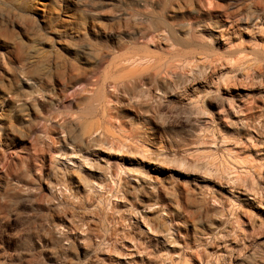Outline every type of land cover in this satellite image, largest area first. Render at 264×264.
<instances>
[{
  "label": "clouds",
  "instance_id": "9594fccd",
  "mask_svg": "<svg viewBox=\"0 0 264 264\" xmlns=\"http://www.w3.org/2000/svg\"><path fill=\"white\" fill-rule=\"evenodd\" d=\"M0 264H264V0H0Z\"/></svg>",
  "mask_w": 264,
  "mask_h": 264
},
{
  "label": "rangeland",
  "instance_id": "374dc122",
  "mask_svg": "<svg viewBox=\"0 0 264 264\" xmlns=\"http://www.w3.org/2000/svg\"><path fill=\"white\" fill-rule=\"evenodd\" d=\"M146 170L149 171L150 174H152V175H159V176H161V178H163V175H164V172H165L164 169H156V168H148Z\"/></svg>",
  "mask_w": 264,
  "mask_h": 264
}]
</instances>
